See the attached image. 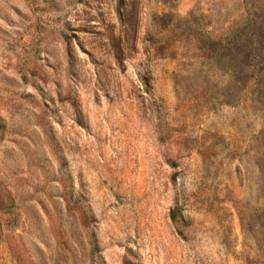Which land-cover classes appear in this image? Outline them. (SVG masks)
Segmentation results:
<instances>
[{"label": "rangeland", "instance_id": "1", "mask_svg": "<svg viewBox=\"0 0 264 264\" xmlns=\"http://www.w3.org/2000/svg\"><path fill=\"white\" fill-rule=\"evenodd\" d=\"M0 264H264V0H0Z\"/></svg>", "mask_w": 264, "mask_h": 264}]
</instances>
